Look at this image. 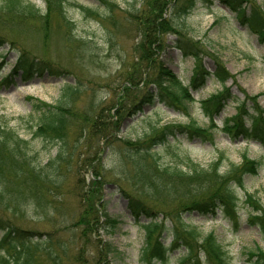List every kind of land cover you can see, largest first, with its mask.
<instances>
[{
  "label": "trees",
  "instance_id": "trees-1",
  "mask_svg": "<svg viewBox=\"0 0 264 264\" xmlns=\"http://www.w3.org/2000/svg\"><path fill=\"white\" fill-rule=\"evenodd\" d=\"M42 1L44 9L27 0H0V30L15 39L25 37L35 42V48L45 55L35 59L39 61L36 63L25 48L18 49L12 69L0 83L12 81L15 76L28 81L45 71L53 74L48 60L53 54L52 33L61 30L63 39L67 38L68 43L76 41L78 53L88 59L84 72L79 75L70 72L75 77L74 83H64L54 103L39 100L35 103L39 112L31 127L32 138L55 147L54 155L46 162L37 161L30 140L0 116V210L17 219L25 208H31L33 216L53 225L49 231L29 229L0 215V264H109L108 255L117 252L116 247L102 239L100 232L113 235L119 224L116 217L105 211L102 197L103 186L112 176L116 177L114 181L124 182L137 192L133 195L121 189L131 216L143 230L140 264H168L169 254L180 248L185 252L177 264H229L228 252L214 233L201 235L197 226L188 223L184 216H215L221 210L229 215L231 212V219L237 223L235 188L243 187L246 176L257 174L263 161L243 152L239 163L228 160L221 170L227 160L222 151L203 165L193 159L187 148L181 147V139L213 144L220 130L231 142L251 140L264 147V108L258 95L248 94L242 88L238 90L243 99L232 95L225 83L234 76L216 60L214 70L208 71L202 62L201 43L187 36L184 17L198 2L212 4L213 1L142 0L139 5L128 4L125 20L141 26L144 34L138 46L139 54L128 69L124 66L119 70L118 78L123 80L116 88L107 90L109 95L117 90L113 112L82 80L81 74H93L98 70L95 68L101 67L100 50L92 41L71 34L74 21L66 15L65 6L75 7L84 16L108 23L113 29L118 22V5L112 0H93L99 7L77 0ZM217 1L264 44V5L250 4L247 9L243 2L248 0ZM53 14L58 21L52 26ZM112 29L107 31L106 51L116 41ZM165 33L174 35L171 42L162 39ZM2 38L0 46L5 42ZM10 43L17 44L12 38ZM168 45L184 56L193 57L188 84L160 58L159 53ZM211 76L221 84V89L199 101L201 112L207 118L205 126L195 119L161 123L150 113H144L146 107L157 102L169 110L188 114L190 104L195 101L192 92L201 89ZM128 94L130 104L125 108L123 102ZM84 95H87L86 102L79 105ZM229 101L236 102L235 112L225 117L219 127L216 118ZM151 112L157 115L156 109ZM138 113L141 117L131 126L138 122L141 130L134 139L118 136L122 125ZM164 156L168 161H164ZM70 196L75 198L78 209L70 217V223H65L63 210ZM245 202L250 207L249 222L264 239V206L249 193L245 194ZM151 203L160 206L161 211H155ZM141 217L147 221L140 222ZM166 220H170L169 225ZM164 234L171 236L169 243L164 242ZM247 254L248 264H264V250L259 246Z\"/></svg>",
  "mask_w": 264,
  "mask_h": 264
},
{
  "label": "rangeland",
  "instance_id": "rangeland-1",
  "mask_svg": "<svg viewBox=\"0 0 264 264\" xmlns=\"http://www.w3.org/2000/svg\"><path fill=\"white\" fill-rule=\"evenodd\" d=\"M34 3L41 9L45 4L42 0H27ZM78 2L90 6L99 7L93 0H77ZM119 9L116 10L117 25L115 28L108 23H101L95 18L84 16L79 9L72 6H65L66 15L74 21L71 34L82 40L92 41L100 50V63L102 65L96 72L90 75H83L82 80L86 86L95 91L97 98L102 99L111 112L114 111V104L117 99L115 91L108 94L107 90L116 88L122 78H118L119 70L128 69L129 63L139 54V43L143 37L141 26L127 23L124 15L126 14L128 4L134 2L139 5L142 0H112ZM212 4L198 2L191 13L184 17L187 36L194 41L200 42L202 47V62L204 67L210 72L213 71L215 60L222 63L225 68L234 76L226 82L231 86L232 95L243 98L238 88L244 89L248 94H257L258 101L264 108V44L259 42L257 36L251 33L246 27L241 26L236 20L234 13L222 6L217 0H212ZM248 9L250 4L264 5V0H248L243 2ZM101 10V9H100ZM58 21L57 15H52L53 23ZM112 29L115 34L114 46L106 51L109 44L106 43L107 31ZM0 37L5 41L0 46V79L6 76L12 69L18 56V49L25 48L30 58L42 59L45 55L35 48V42L25 39V37L15 39L4 30H0ZM17 42L16 45L10 43L11 38ZM63 30L58 33H52V57L49 60L52 71L56 69L66 73L50 74L47 71L43 75H35L28 81H21L18 76L12 77V81L0 83V116L7 121L8 125L16 130L25 139L30 140L31 151L37 153V161L46 162L55 152L52 144L39 138H32V128L37 121L38 111L33 109V101L29 97H35L47 103H54L60 94L62 85L70 81L74 83L75 77L70 72H77L78 75L86 65L88 57L78 53L76 41L67 38L63 39ZM174 35L168 33L162 34V39L171 42ZM171 44V43H170ZM32 50L37 51L32 54ZM79 54V55H78ZM107 54V55H106ZM162 61L177 74L180 79L188 84L192 76L194 60L192 56H184L172 45H168L162 53H159ZM124 59V60H123ZM123 60L124 64H121ZM38 63L39 61H36ZM68 72V74H67ZM234 80V82H233ZM84 84V85H85ZM221 88L220 83L213 77L208 78L204 86L198 91L192 92L195 101L188 108V114L169 110L157 102L152 106L145 108V113H150L154 120L159 119L163 122H187L195 119L200 125L207 124V118L203 116L199 100L207 98L210 94ZM130 94V93H129ZM123 102L126 108L130 102ZM88 95V94H87ZM87 95H84L79 105L86 102ZM88 97H90L88 95ZM156 108L157 115L151 112ZM235 112V103L229 102L219 117L217 123L219 127L225 117ZM140 114H136L124 123L118 136L134 139L137 132L141 130L138 122L131 126L132 122L139 119ZM181 147L187 148L189 153L196 161L203 165L208 164L216 158L219 151L226 156V162L222 163L221 170H224L226 163H239L241 153L247 152V155L253 159H261L262 166L255 175H248L243 180V187L235 188L238 200L235 206V213L238 216V222L235 223L230 215L224 211H217L215 216L202 217L197 214H186L184 217L188 223L197 226L201 235L213 232L218 241L227 250L229 255V264H248V251L255 250V245L264 250V239L255 225L248 219L250 207L245 202V194L254 195L264 206V147L255 141L238 140L231 142L226 135L218 130L215 135L214 143L190 142L185 138L181 139ZM168 161L167 156L163 157ZM89 175L86 178L88 180ZM115 176L110 177L109 182L103 186V203L105 211L112 217L119 220V224L113 235H106L102 231L100 237L111 242L116 247L115 253L108 255L109 264H140L138 261L139 251L143 244V232L140 226L134 221L129 209L127 200L121 189L135 195L134 188L127 186L124 182L114 181ZM76 193V192H75ZM75 197V196H74ZM67 206L63 210V219L65 223H70L69 219L77 213V203L71 196L66 198ZM155 211H161L160 206L151 203ZM152 206V207H153ZM164 215L165 213L162 212ZM31 208H25L22 216L17 219L0 210V215L9 217L17 225L44 231L52 230L53 225L44 218L32 215ZM159 217L162 214L159 213ZM145 217L140 218V222H145ZM169 225L170 220H166ZM63 225V224H62ZM171 236L164 234V242L169 243ZM93 250V247H89ZM185 250L183 248L172 251L169 254L168 264H177ZM103 264V263H100Z\"/></svg>",
  "mask_w": 264,
  "mask_h": 264
},
{
  "label": "bare ground",
  "instance_id": "bare-ground-1",
  "mask_svg": "<svg viewBox=\"0 0 264 264\" xmlns=\"http://www.w3.org/2000/svg\"><path fill=\"white\" fill-rule=\"evenodd\" d=\"M29 100H32V101H33V109L39 112V109H38L37 107H35V103H37L38 100H39V101H42V100L37 99V98L32 97V96L29 97ZM42 102H45V101H42ZM45 103H47V102H45Z\"/></svg>",
  "mask_w": 264,
  "mask_h": 264
}]
</instances>
